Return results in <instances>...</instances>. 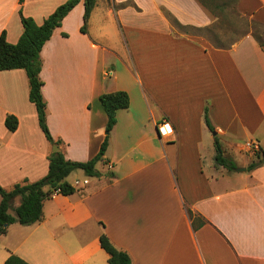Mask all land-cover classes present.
<instances>
[{"label": "crops", "instance_id": "obj_1", "mask_svg": "<svg viewBox=\"0 0 264 264\" xmlns=\"http://www.w3.org/2000/svg\"><path fill=\"white\" fill-rule=\"evenodd\" d=\"M65 1L0 0V33L15 43L19 9L41 24ZM236 8L264 30V0H236ZM83 12L79 0L40 51L49 132L66 159L87 161L106 135L99 95L123 90L129 106L116 111L95 165L100 175L46 199L39 222L10 224L0 236V264L10 253L29 264H108L102 233L132 264H264V162L257 163L264 157V39L249 31L218 46L178 32L174 26L215 22L200 0H96L87 33ZM28 91L23 69L0 71L5 189L48 170L52 144ZM7 114L17 118L14 131L4 125ZM164 120L171 132L160 135ZM215 137L236 167L246 168L256 152L260 160L245 171L217 165ZM189 210L204 223L193 226Z\"/></svg>", "mask_w": 264, "mask_h": 264}, {"label": "trees", "instance_id": "obj_2", "mask_svg": "<svg viewBox=\"0 0 264 264\" xmlns=\"http://www.w3.org/2000/svg\"><path fill=\"white\" fill-rule=\"evenodd\" d=\"M78 1L66 0L59 4L43 19L41 24H37L32 17L23 15L21 9H19V17L23 30L17 42L9 43L6 40L5 32L2 31L0 33V71L17 68L25 71L29 86L28 99L35 107L39 127L50 144L56 143L58 145L61 141L52 138L47 126L46 102L41 92L43 81L39 75L42 65L40 51L44 43L50 38L54 28L61 24L63 17ZM95 3L96 0H83L84 12L80 27L83 33H87L89 17ZM201 3L204 4L202 1ZM253 24L260 26L256 22H253ZM98 99L107 117L106 135L98 153L87 161H73L66 159L60 150L50 152L48 154L47 173L41 178L34 181L24 179L15 183L10 189H5L0 185V236L6 233L8 226L12 223L29 225L39 222L43 217V203L46 199L50 198V194L54 190H58L60 194L64 195L73 193L75 188L66 180V177L72 171L81 170L84 175L89 177L100 175L95 165L101 160L107 148L109 133L116 122V111L129 106V97L127 92L117 90L102 93ZM204 120L207 127L212 130L213 127L209 122L206 109ZM17 123V118L13 114H7L4 118V125L9 131H14ZM214 146L215 163L222 165L228 170H233L236 167L235 162L223 154L221 144L216 137L214 138ZM261 153L264 155V150H261ZM255 155L258 156L259 152H256ZM255 166L256 162L251 161L246 169L252 170ZM16 197L19 198V203L13 207ZM11 209L14 211V214L10 213ZM189 215L193 226L198 227L204 223V220L199 215L194 214L190 210ZM99 243L108 254V264H132L129 255L125 251L117 249L104 233L100 234ZM5 264L29 263L19 256L10 253L5 260Z\"/></svg>", "mask_w": 264, "mask_h": 264}, {"label": "rangeland", "instance_id": "obj_3", "mask_svg": "<svg viewBox=\"0 0 264 264\" xmlns=\"http://www.w3.org/2000/svg\"><path fill=\"white\" fill-rule=\"evenodd\" d=\"M204 5L216 16L215 22L201 29H182L174 26L178 32L198 34L209 39L214 45L227 46L244 33L253 31L257 36L264 39V30L260 26L251 23L241 15L236 8V0H201ZM251 161L260 160V156L252 155ZM264 160V157L260 161ZM264 162V161H263ZM258 163V162H257ZM79 170L72 171L66 178H73V174ZM80 178L84 175H79ZM74 180V178H73ZM72 180V181H73Z\"/></svg>", "mask_w": 264, "mask_h": 264}, {"label": "built area", "instance_id": "obj_4", "mask_svg": "<svg viewBox=\"0 0 264 264\" xmlns=\"http://www.w3.org/2000/svg\"><path fill=\"white\" fill-rule=\"evenodd\" d=\"M171 132V128L169 127V124L167 121H163L161 122L160 125H158V133L160 135H166L168 133ZM247 146L249 147V150L251 151H255V150H258V147H257V144L254 143V142H249L247 144ZM108 167H111L110 165ZM88 183V177L87 176H84L82 178L80 177H75L73 182H72V186L75 187V188H80V187H83L85 186L86 184ZM58 190H54L51 194H50V197H53L55 196L56 194H58Z\"/></svg>", "mask_w": 264, "mask_h": 264}, {"label": "water", "instance_id": "obj_5", "mask_svg": "<svg viewBox=\"0 0 264 264\" xmlns=\"http://www.w3.org/2000/svg\"><path fill=\"white\" fill-rule=\"evenodd\" d=\"M59 150V146L56 144V143H53L51 145V148H50V151L51 152H55V151H58ZM264 160L258 162V163H262ZM234 170H237V171H245L246 168L245 167H235Z\"/></svg>", "mask_w": 264, "mask_h": 264}]
</instances>
